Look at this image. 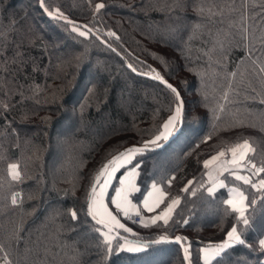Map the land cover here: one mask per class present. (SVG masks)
<instances>
[{"label": "trees", "instance_id": "16d2710c", "mask_svg": "<svg viewBox=\"0 0 264 264\" xmlns=\"http://www.w3.org/2000/svg\"><path fill=\"white\" fill-rule=\"evenodd\" d=\"M197 2L204 7L203 15L191 7L169 10L173 0H0V260L71 264L74 249H79L80 264H103V237L100 248L94 247L97 230L88 221L73 224L70 211L75 208L77 217L83 216L100 168L112 155L136 145L151 148L137 153L132 163L139 169V187L147 184L149 190L155 181L167 193L166 204L177 196L180 200L167 226L125 218L136 241H153L145 253L122 256L125 264H187L185 244L155 242L165 231L172 234L173 221L175 233L189 238L193 264H203L199 250L226 238L231 225L246 244L236 245L230 259L264 264L258 244L264 238V191L258 186L264 174L248 171L244 175L251 176L249 185L227 171L224 186L210 195L206 189L212 183L203 164L244 139L256 150L250 156L258 163L264 159V82L254 75L251 63L242 62L248 54V33L253 51L260 55L257 38L264 36V0ZM100 3L103 9L96 7ZM56 7L68 19L102 32L112 47L91 36L77 38L75 25L48 15ZM198 22L203 28L192 30ZM241 24L244 41L238 37ZM108 29L119 39L109 36ZM218 38L224 39L223 47ZM229 38L235 39L229 43ZM152 68L181 88L188 108L196 105L206 114L182 133L155 144L153 135L171 113L160 101L165 86L154 78ZM177 73L186 84L179 83ZM97 80L103 81V90ZM191 93L192 106L187 97ZM62 101L85 105L84 125L65 128ZM61 127L66 132H59ZM65 133L70 139L58 144ZM12 163L20 166V180L12 179ZM192 177L194 184L186 191ZM232 187H242L251 201L248 225L225 203ZM13 194L22 204H11ZM151 229L155 231L147 233ZM119 233L116 238L123 242L126 236Z\"/></svg>", "mask_w": 264, "mask_h": 264}, {"label": "snow or ice", "instance_id": "6c2138e0", "mask_svg": "<svg viewBox=\"0 0 264 264\" xmlns=\"http://www.w3.org/2000/svg\"><path fill=\"white\" fill-rule=\"evenodd\" d=\"M41 4H44V0H40ZM50 7V6H49ZM98 9H103L105 5L100 3L96 5ZM191 7L195 12L200 15L204 13V7L197 2V0H173V3L169 6V10L172 9H180L184 10ZM48 15L59 17L62 20H67L68 24L75 25L73 31L78 34V37H90L94 40H98L103 45L112 47L109 44L108 40L105 38L102 32L93 28H89L88 24L80 25L74 20H70L66 17L65 13L62 12L61 7H56L54 11H49ZM243 20V17H241ZM203 22H198L197 24H193L191 26L192 30L203 28ZM171 31H175L174 28L170 29ZM246 29L243 24L239 26L238 37L239 40H245ZM108 35L114 37L115 39H119L117 33L111 29H108ZM191 35V33H189ZM248 54L246 57L242 58L243 60H247L252 64V67L255 68V76L259 77L260 81L264 82V36H261L259 39L261 48L260 55H257V51H253L255 45L251 40V33H248ZM161 40H164L165 37L162 35ZM183 40V37H181ZM232 39L229 38V43ZM165 42H167L165 40ZM187 43V41H184ZM218 43L221 47H223L224 39L218 38ZM179 47V46H178ZM181 51H185L186 49L181 47ZM80 54H77L79 56ZM167 63V60L165 61ZM129 68H132L134 71L136 69L133 68L131 63L128 64ZM152 73H155V79L157 81L162 82L165 86V90L160 97V101L162 103H166L168 107V111L171 113L167 116V119L164 120L162 129H158L157 132L152 137V143L160 141L162 138H167L172 136L174 132L177 134L182 133L185 127L190 126L191 123H196L202 121L206 114H202L198 112L197 106L193 105L192 108H188L187 102L185 100L184 95L182 94L181 88L177 87V85L170 82L165 75L161 74L159 69L152 68ZM149 72H145L144 75H149ZM235 75V74H234ZM177 77L180 84H186V78L179 73H177ZM97 85L103 90V81L97 80ZM93 81H89V85H91ZM89 90H91L89 88ZM84 108L80 102L70 103L68 101H62L60 110L63 113L62 119L64 121V126L66 129H73L75 127L84 125ZM50 117H45V120H50ZM67 134H61L57 143L63 145L66 143ZM205 140L210 139V137L205 136ZM144 143H148L145 141ZM142 149L136 145H132L125 149L124 152H119L116 155H112L110 159L107 160L106 163L100 168L99 172L95 176V183H91V195L89 197V202L86 204V207H83V216L77 217V211L75 208H72L70 211L71 222L73 224H81L85 221H88L91 225V228L97 230V241L96 244L93 245L97 249L100 248L99 238L103 237V255L104 260L103 264H125V262L121 259L122 256L129 253H145L150 247L153 241L149 240H138V241H129L127 238H123L124 242L122 243L119 237L120 233L118 229H125L128 233L133 232V228L128 227L127 224L122 223L119 218V212L113 211V209L109 205H115V209L122 210L124 215L127 216L128 209L135 208L136 204L134 201H143V206L147 208L149 211L153 209L154 206H159L161 200L164 196L167 195L166 192L160 191L158 196L154 197V193L151 190H148V185L145 184L144 188L141 189L139 185H137L130 178L131 173L125 172L123 176L116 177V174L119 169L123 168L124 165L130 163L133 159L134 154L139 153ZM255 148L249 142L248 139H244L241 143H237L234 147L231 148V164L243 168V169H251L253 172H258L259 174H264V159H262L259 163L256 161L254 156H249V152H255ZM225 151L220 150L216 154L210 156L209 159H205L203 164L205 166L211 165L213 162L217 161L218 157H224ZM11 169V176L13 180H20L22 178V174L20 166L17 163H12L9 166ZM227 171V168L224 169ZM219 171V169H217ZM135 172V169L132 170ZM208 175L211 177L212 173L209 172ZM231 175L236 177V179L243 181L249 185H252V178L249 175L238 174L235 170L231 172ZM175 172L172 173V176L167 179V183H172V178H174ZM116 178L119 183V187H113V191L115 195H111L108 191L110 185H112L113 179ZM195 181V177L188 179L186 181V191H190L187 185H193ZM219 183L221 185L225 184V181L219 179L218 177L213 180V186L207 187L206 191L210 195L215 194V184ZM258 186L261 191H264V179L258 180ZM151 187L155 189L157 187L155 181L152 182ZM202 187V186H201ZM136 194L133 196V194ZM146 193V194H145ZM192 195L195 196L196 192L192 191ZM180 200V197L177 196L175 199L171 200V203L168 204L162 212H158L155 215L151 216L149 219L153 225H156L157 221H162L163 225L167 226L169 224L170 215L173 212V206L176 205ZM227 205H230L232 209L239 212L240 218L243 220L244 225H248L249 220L246 217V208L251 201H249L248 196L246 195L243 188H234L230 197L225 201ZM12 205H20L22 201L17 199L15 194L11 197ZM89 217L91 220L89 221ZM187 223V221H185ZM175 221H173V229L172 234L168 235L167 231L164 234L159 235L158 240L155 242H169L176 241L181 244H185L183 250V255L187 258V264H193L191 259L192 253L189 251L190 244L188 243L189 238L183 235H177L174 231ZM226 238H221L218 242L210 241L207 246L203 247L197 253L198 258L202 255L203 264H240L239 261L233 262L230 259V253L234 250L235 246L238 244H246V240L244 239L242 233L238 231L235 225H231L228 229L225 230ZM115 240V244L113 241ZM75 244V242H74ZM258 244L261 248L262 254H264V238H260L258 240ZM249 248H252L253 245L248 244ZM87 251V247L83 250ZM82 251L79 249H74L71 264H80L79 256L82 255ZM9 253H5V257H7ZM0 264H13L12 260L3 259L0 260ZM247 264V262H245Z\"/></svg>", "mask_w": 264, "mask_h": 264}, {"label": "crops", "instance_id": "0c3cea01", "mask_svg": "<svg viewBox=\"0 0 264 264\" xmlns=\"http://www.w3.org/2000/svg\"><path fill=\"white\" fill-rule=\"evenodd\" d=\"M162 139H164V138H162ZM162 139H161V140H162ZM136 154H137V153H136ZM136 154H134L133 159L130 161L129 164L124 165L123 168H121V169L118 170V172H117V174H116V177L123 176V175L125 174V172H129V173H131V177H130V178L133 180V182H135V183L138 185L139 169H138L137 166H132V163H133V161H134V159H135V157H136ZM133 169H135V172H134V173L132 172ZM122 170H124V172H123ZM121 171H122V173H120ZM119 174H120V175H119ZM156 185H157V187H156L155 189H153L152 187L149 188V190L153 191V193H154V197H155V196H158L160 191L165 192L161 184L156 183ZM113 187H119V183H118V180H117L116 178L113 179V181H112V185H110V187H109V189H108V191H109V193H110L111 195H115V193H114V191H113ZM221 187H222L221 184H219V185H217V186H216V184H215V191H217V190H218L219 188H221ZM232 191H233V188L230 189L229 197H230V194L232 193ZM135 195H136V194L134 193L133 196H135ZM229 197H228V198H229ZM165 198H166V196H164V197L162 198L161 203L159 204V206H154L153 209H152L151 211H149L147 208H145V207L143 206V201H142V200H140V201H134V203L136 204V207H135V208H131V207H130V208L128 209V213H129V214H128L127 216L124 215V213H123L122 210H117V209H115V205H109V206L113 209V211H118V212H119V218L121 219V222L127 224V226L130 227V225L125 221V218L129 219V215H130V214H136V213L142 214L143 216H144L145 214H148V215L151 217V216L155 215L156 213H158V208L162 205V203L164 202ZM171 217H172V213H171V215H170V219H171ZM170 219H169V220H170ZM129 220H130V219H129ZM130 221L133 222L132 220H130ZM157 222H158V221H157ZM118 231L124 233L125 236H126V238H127V240H129V241H136V240L133 238L134 231L131 232V233H128L125 229H118ZM123 242H124V240H123ZM123 242H122V243H123Z\"/></svg>", "mask_w": 264, "mask_h": 264}, {"label": "rangeland", "instance_id": "374dc122", "mask_svg": "<svg viewBox=\"0 0 264 264\" xmlns=\"http://www.w3.org/2000/svg\"><path fill=\"white\" fill-rule=\"evenodd\" d=\"M62 44V43H61ZM63 44H65V42L63 41ZM69 44H67L66 46H68ZM69 48V47H68ZM195 94L194 93H191L190 95H188L187 97L191 100L189 103H190V106H192V100L194 98ZM63 129H60L59 132H66L64 131L65 128L64 127H61ZM170 137V136H169ZM169 137L167 138H164L165 139H168ZM161 141V140H160ZM160 141H157L155 143H158ZM242 142V141H241ZM240 142V143H241ZM154 143V144H155ZM236 144L232 145V146H228L227 148H223L221 150H224L225 151V156L224 157H218L217 161L213 162L211 165H208L206 166L207 169H208V173L211 172L212 175L211 177L208 175L209 177V180L211 181L212 183V186H213V180H215L217 177L219 179H222V175L227 172V171H231V170H235L238 174H247L248 171H252L250 168L249 169H243V168H239V167H236L234 165L231 164V148L234 147ZM253 152H249L248 155L250 156ZM216 154V153H215ZM137 155V154H136ZM210 158V157H209ZM208 158V159H209ZM227 168V171H225L224 169ZM217 169H219V171H217ZM219 185V183L217 182L216 183V186ZM224 186V185H222ZM163 187V186H162ZM233 189L236 188V187H232ZM164 189V188H163ZM165 191V190H164ZM166 192V191H165ZM167 196V195H166ZM171 203V202H170ZM169 203V204H170ZM168 204L165 203V200L164 202L162 203V205L160 206V208L158 209V212H162L164 210V208L167 206ZM178 205V203L176 205L173 206V212H172V216L174 214V210H175V207ZM142 216V222L141 223H146V224H151V221H150V216L148 214H145L144 216L141 214ZM172 218V217H171ZM171 220V219H170ZM169 220V221H170ZM132 227V226H131ZM134 229V228H133ZM134 231V230H133ZM155 230H148L147 233H151V232H154ZM87 232V231H86ZM88 234H90L89 232H87ZM86 233V234H87ZM85 234V233H84ZM85 234V235H86ZM264 262V260H263Z\"/></svg>", "mask_w": 264, "mask_h": 264}, {"label": "built area", "instance_id": "2783aa9c", "mask_svg": "<svg viewBox=\"0 0 264 264\" xmlns=\"http://www.w3.org/2000/svg\"><path fill=\"white\" fill-rule=\"evenodd\" d=\"M129 219L136 222V223H141L142 222V216L139 213L136 214H130Z\"/></svg>", "mask_w": 264, "mask_h": 264}, {"label": "water", "instance_id": "95a60500", "mask_svg": "<svg viewBox=\"0 0 264 264\" xmlns=\"http://www.w3.org/2000/svg\"><path fill=\"white\" fill-rule=\"evenodd\" d=\"M170 141V140H169ZM142 150H149V149H151L150 147H148V146H139ZM90 195H91V193H90ZM172 241H174V240H172ZM170 242V241H169Z\"/></svg>", "mask_w": 264, "mask_h": 264}]
</instances>
